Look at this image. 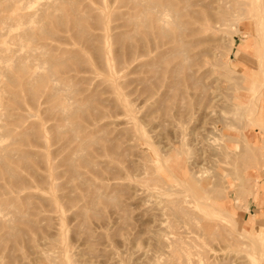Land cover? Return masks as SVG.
Returning <instances> with one entry per match:
<instances>
[{"label":"rangeland","instance_id":"obj_1","mask_svg":"<svg viewBox=\"0 0 264 264\" xmlns=\"http://www.w3.org/2000/svg\"><path fill=\"white\" fill-rule=\"evenodd\" d=\"M151 1L154 7L146 9ZM256 2L260 24L249 18L245 0L239 10L233 7L238 16L230 22L197 34L211 40L195 49L211 55L193 60L197 84L180 98L170 73L175 41L162 38L153 46L154 35L144 34L137 21L160 13L162 25L175 30L171 11L182 2L0 0V264H165L176 236L182 241L170 264H253L255 244H264V128L233 110L234 101L264 93L256 64L264 0ZM233 42L248 53L238 56ZM129 44L132 54L125 57ZM17 63L27 71H18ZM49 70L52 78L24 83L31 73ZM258 107L264 124V105ZM213 139L247 155L224 159L221 147L220 158L214 157ZM176 164L194 173L198 187L228 173L218 179L217 193L205 194L228 213L194 211L221 228L205 230L196 219L185 223L173 216L167 203L176 198L169 188L175 180L167 167L176 170Z\"/></svg>","mask_w":264,"mask_h":264},{"label":"bare ground","instance_id":"obj_2","mask_svg":"<svg viewBox=\"0 0 264 264\" xmlns=\"http://www.w3.org/2000/svg\"><path fill=\"white\" fill-rule=\"evenodd\" d=\"M249 1L251 3V5L249 7V10H250V12H249V14H250L249 15V18L253 20V23L256 26V25H258L259 20L262 18L259 15L260 13L258 11L259 8H260V4H259V2H256V1H259V0H249ZM179 2H182L183 4L181 6H179L178 8L176 7V11L173 10V9L171 11L174 15L176 14V21L175 20L174 21H171L169 19L171 21L170 23L172 24V27L174 25L175 30L166 28L164 25H162L161 22H165V20L163 19L162 15L160 13H154V15L153 16H149V18L143 17L142 19L138 20L137 22L145 30V33L144 34H146V35H152L153 34L154 35V37L151 40V43H152L153 46L157 47L159 41L162 38H171V39H173L175 41L174 45L172 44L173 45L172 46V49H173V52L172 53L176 54V65L171 70L170 73H171L172 76L176 74L174 76V77H176V79L174 77H172L173 78V82L172 83H174V85L176 86V96H179L180 98H184V97H186L188 95V93H189V87H191V84H194V83L197 84V82H196V75H197V73L199 71V68L195 65L196 64L195 62L193 63V60L196 59L197 55H199V54H204V56L205 55L206 56L207 55H211L210 54V50L207 49V48L195 49V46L196 45L201 44L203 42H208L209 40H211V38L210 39L208 38L209 36H202V37H200L197 34L202 33V32H203V34L204 33H207L208 30H218V29H220L219 27H220L221 24H225V22H230L231 20H229V19H232L231 16H236V17L238 16V15H235V14L233 15V11H232V10H234L233 7H237V10H239L242 7V5L245 3V0H176L177 5H178ZM153 5H154V2H152V1L151 2H148L147 6H146V9L153 8L154 7ZM195 5H198L200 7V9L191 8V7H194ZM66 8H67V6H66ZM144 9H145V7H144ZM28 13H30V12H28ZM69 13H70V11H69ZM52 14H53V12H52ZM30 16H32V15H30ZM170 17H172V16H170ZM180 18H182V19H180ZM151 22H154L155 23L153 27H151L152 24L150 26V23ZM74 25H75V27L77 26L80 29L78 31H81L82 32V30H81L82 28H81L79 22H77L76 20H74ZM149 26L151 27V29H149ZM45 27H47V26H45ZM260 27L261 26H259L258 28H260ZM27 30H26V32H27ZM78 31H77V33H79ZM258 31H259V36H260V40H261L260 43L262 45L261 46L262 49H261L260 54L257 57L256 64H257V67L259 69H261V71L264 74V29L260 28ZM41 32H42L41 34H45V32L43 30ZM27 34H28V37H32V35H33L31 31H29ZM74 37L77 39L78 36L77 37L74 36ZM147 40H148V38H147ZM165 41H167V40H165ZM162 42H164V41L162 40ZM123 43H125V42H123ZM232 44L235 45V42H233ZM235 46H237V49H238V52H237L238 56L248 53V52H246L245 47H243V44L242 43H238ZM146 48H147L146 44L140 45V53L143 54L146 51ZM125 50H126V52L124 51L125 52V57H126V53H127V55H131L132 54V50H133L132 49V45L129 44L126 47ZM97 52H99V51H97ZM97 52H96V54L98 55L99 53H97ZM159 54H161V53L159 52ZM169 54H171V53H169ZM115 56H116V54H115ZM45 60L49 64H51V65L58 63V60H55V59H52L51 60L50 58H48V59H45ZM198 63H199V61H198ZM16 68H17L18 71H21V72H26L27 71V68H26L25 64H23V63H17V67ZM155 72H157V71H155ZM168 73H169V71H168ZM53 75H54V73H52L51 70H49L46 73V75H42V74L39 75V74H33V73H31L29 77L28 76L26 77V80H25L24 83L26 85H29L34 80L37 81V82H43V81H45V80H47L49 78H52ZM263 77H264V75H263ZM7 78H9V80L12 83L15 82L14 79L10 75H8ZM259 86H260V88H262L264 86V79L259 84ZM27 88H28V92H29V95L30 96H33L34 94H36L37 89H32L31 87H27ZM11 95L12 96H15V92H11ZM48 95L49 96L53 95V92L48 93ZM212 98H213V96H212ZM209 100H211V99H209ZM256 100H258L257 101L258 103H256ZM246 101H248L249 105H247V106L244 107L243 105L246 103ZM234 102H235V105H236L235 110H233L234 114H236V115H243V114H245L246 115V113H247L249 115V117H250V118L248 117L249 118V121H251L253 123V125L258 126L260 129H263L264 128V126H263L264 124H260V121H259L262 118V115H261V112L259 111V107H258L260 104L261 105H264V93L259 92V94L254 95V96H250V97H246L245 96L243 100H238V102H236V101H234ZM61 107H60V109H63L64 108L62 105H61ZM233 107H234V105H233ZM67 111H70V110H67ZM90 112H91V110H90ZM70 113H72V111H70ZM79 113H80V111H79ZM177 114H179V113L177 112ZM255 119H257L258 121H256ZM263 120H264V117H263ZM226 136L227 137H230L229 135H226ZM117 138H119V137H117ZM207 138H209V137H207ZM223 143H221V142L218 143L216 141V139H213V142H211L209 144V148L211 149L212 155H214V157L215 156H218L219 157V154H218L217 151H219L218 149H220L221 147L223 148L222 151H223L224 159L225 158H229L230 160L233 161V159H231V157L233 155H234L233 157H236V155L237 156H241L244 153H245L244 155H247L246 152H245V150H242L241 152H240V150L237 151L236 146L234 148H231V150H230V146H228L226 144H223ZM111 151L112 150H110V152ZM122 159H123V157H122ZM124 160H126V159H124ZM176 160H178L177 157H176ZM222 161H223V159H222ZM2 166L5 169V171L9 174V177H11V178L15 177V175L13 174V171L9 168L8 165L5 164V162L2 163ZM66 166H68V165H66ZM155 166H158V165H155ZM153 167H154V165H153ZM154 168H156V167H154ZM158 168H159V166H158ZM167 168H168V170L169 169L171 170V173H172L171 175H172V177L175 180L174 181L175 184H170L169 185V188H172V190L174 188V190L176 191V198L173 199V200H168V203L167 204H168V207H169L171 213L173 214V216L176 217V220L181 221V222H185V223L186 222L187 223H195L194 220L196 219L197 222L198 221L200 222L199 223V224H201L200 226L203 229H205V230H210V229L211 230L212 229L214 230V229H216L218 227L221 228V222H219L218 220L211 219V218L210 219H204L202 217L196 216V214L194 213V211H196L197 209H207V210H210L211 211V212H209L211 215H217L218 213H222L223 211H225V210H222V209L214 206L213 201H211V199H209L210 196H206L205 194L207 192H210V191H212V193H217L216 187L220 184V182H217L218 179H223L225 177H228V173H226V175H219V176H217L218 174L217 175L214 174L208 180L205 177L206 179H204V178L203 179L204 180H207V181L200 182V183H202V185H200L198 187V184H197L198 179H197V177L194 175V173L192 171L191 172L189 171L190 172L189 173L188 170L184 166H181V164H176V170H174V167H172V166L169 167V165H168ZM133 169H134V167H133ZM157 169H156V171H157ZM70 170H71V173L72 174H76V170L74 168L70 167ZM131 170H132V168H131ZM152 181H153V179H152ZM211 183L213 185V188H211V189L209 188L208 189V184H211ZM166 187H168V186H166ZM226 187L228 189L229 188L231 189L230 183L228 181H227V186ZM163 201H165V200H163ZM163 201H161V202H163ZM226 212L227 211L223 212V214L226 213ZM214 231H212V232H214ZM241 233H242V235H244L246 237V234H247L246 231L242 230ZM248 236L249 235H247V237ZM253 237H254V235H253ZM156 239H157L156 240L157 243L159 245H162L163 241H161L160 236H157ZM179 240H180V237L176 236V243H175L176 244V248L178 247V244L180 243V241H182V240H180V241ZM164 244H165V242H164ZM255 246H256V249L258 250V253H257V257L251 255V258H252L251 259V261H252L251 263L254 264L255 262H257L258 264H264V244L263 245L262 244L261 245L255 244ZM176 248H173V246H172V248H171V249H173L172 250V252H173L172 259L167 260L165 262V264H170V262L173 260V258H176ZM177 254H180V253L177 252ZM6 256H8V255H6ZM176 259H178V258H176ZM182 262H184V261H182Z\"/></svg>","mask_w":264,"mask_h":264},{"label":"crops","instance_id":"obj_3","mask_svg":"<svg viewBox=\"0 0 264 264\" xmlns=\"http://www.w3.org/2000/svg\"><path fill=\"white\" fill-rule=\"evenodd\" d=\"M259 54H260V53H259ZM263 188H264V176H263ZM262 197H263V196H262ZM259 199L263 201V200H264V197H263V198L260 197Z\"/></svg>","mask_w":264,"mask_h":264}]
</instances>
